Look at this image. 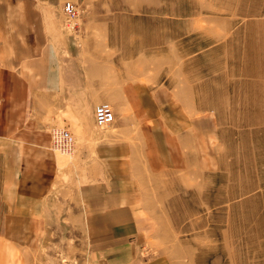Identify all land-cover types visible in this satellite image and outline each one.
I'll return each instance as SVG.
<instances>
[{
	"label": "rangeland",
	"instance_id": "1",
	"mask_svg": "<svg viewBox=\"0 0 264 264\" xmlns=\"http://www.w3.org/2000/svg\"><path fill=\"white\" fill-rule=\"evenodd\" d=\"M74 4L78 15L72 20L63 5V24L80 35L84 56L107 58L109 73L122 74L127 84L169 92L172 103L161 96L162 103L171 104L168 110L181 111L180 116L170 111L165 117H171L174 135L187 123L189 136L183 137L184 144L197 142L196 130L201 131L205 150L209 146L210 151L200 153L197 168L196 156L188 160L181 153L177 135L181 154L172 155V171L145 180L141 206L135 210L144 221L140 234L141 227L136 226L140 241L131 234L91 243L86 227L77 223L79 204L74 202L73 188L69 191V184L79 180L81 167L91 161V157L82 160L80 150L92 153L100 136L129 142L137 133L117 129L119 122L136 121L129 104L124 101L116 113L109 102L115 115L110 125L96 122L86 133L58 126L75 140L71 154L56 148L54 127L50 130L51 149L60 164V186L44 218L35 220L41 224L0 225V232L17 240L27 264H146L162 254H168L170 264H264V138L258 141L259 130L247 136L250 127L238 120L247 101H253L248 113L252 111L253 117L259 113L254 104L259 98L247 99L243 91L264 89V0H81ZM81 141L89 145L82 146ZM125 149L130 153L131 146ZM112 228L108 227L109 235Z\"/></svg>",
	"mask_w": 264,
	"mask_h": 264
},
{
	"label": "crops",
	"instance_id": "2",
	"mask_svg": "<svg viewBox=\"0 0 264 264\" xmlns=\"http://www.w3.org/2000/svg\"><path fill=\"white\" fill-rule=\"evenodd\" d=\"M80 1L0 0V225H38L40 221L35 220L44 218L61 183L60 164L51 149L53 127L62 124L76 133L85 132L95 126L97 105L110 102L120 113L125 101L133 109L131 114L136 121L132 125L119 122L117 129L137 133L129 142L100 136L92 153L80 150L79 157L86 161L91 157L92 162L81 167L79 180L69 184V191L73 188L74 202L79 204L77 223L86 227L91 243L131 234L140 241L138 234L144 231V221L135 210L140 209L147 176L172 171L173 154L184 153L188 160L196 156L199 168L200 153L205 150L204 136L196 130L197 142H186L187 147L183 142V137L189 136L187 123H182L179 134L174 135L171 117L165 118L175 111L178 116L181 114L179 110H168L171 104L162 103L161 96L167 104L172 103L169 92H151L146 87L127 84L122 74L109 73L107 58L84 56L80 35L65 29L62 13L66 2ZM243 92L247 99L259 98L254 103L259 106V115L248 113L253 101H247L242 119L238 120L245 128L250 127L247 136L252 135V130H259L261 142L264 89ZM193 144L198 147L193 149ZM80 145L89 143L81 141ZM125 145L131 146L130 153ZM244 145L251 146L252 142ZM141 151L146 158L142 159ZM261 151L264 153V147ZM71 209L76 210L75 206ZM126 225V230L120 229ZM136 226L141 227L138 234ZM108 227H113L110 235ZM5 233L0 232V264H27L17 240ZM167 255H159L146 264H170Z\"/></svg>",
	"mask_w": 264,
	"mask_h": 264
},
{
	"label": "built area",
	"instance_id": "3",
	"mask_svg": "<svg viewBox=\"0 0 264 264\" xmlns=\"http://www.w3.org/2000/svg\"><path fill=\"white\" fill-rule=\"evenodd\" d=\"M64 11L70 20L77 17L78 9L73 2L64 4ZM95 118L99 126H107L113 123L115 119L114 112L109 103H100L95 107ZM53 140L56 148L64 153L71 154L74 151L75 140L67 129L53 128Z\"/></svg>",
	"mask_w": 264,
	"mask_h": 264
}]
</instances>
